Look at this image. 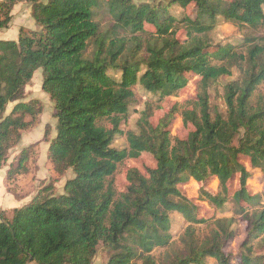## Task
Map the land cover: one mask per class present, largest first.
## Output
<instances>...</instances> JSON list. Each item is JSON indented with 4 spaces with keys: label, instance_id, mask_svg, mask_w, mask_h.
Listing matches in <instances>:
<instances>
[{
    "label": "trees",
    "instance_id": "obj_1",
    "mask_svg": "<svg viewBox=\"0 0 264 264\" xmlns=\"http://www.w3.org/2000/svg\"><path fill=\"white\" fill-rule=\"evenodd\" d=\"M20 1L30 4L40 29L20 28L16 39L0 40V168L21 132L39 121L41 102L23 97L40 68L41 88L56 119L55 135L49 138L47 126L44 131L48 158L57 175L72 170L74 176L61 194L49 182L8 215L0 209V264H93L99 249L108 256L106 264H206L208 259L264 264L251 246L255 240L264 245V190L248 193L251 174L241 162L247 158L264 179V93L256 94L264 83V34L224 45H214L209 36L221 21L264 33V0H1L0 29L9 27ZM173 5L192 10L178 17ZM101 14L110 19L104 28L97 19ZM181 27L183 39L177 36ZM232 68L241 75L225 86L221 113L210 106L208 89ZM189 74L199 78V92L180 112L185 138L171 135L175 106L152 123L154 108L146 104L136 131L126 132L128 147L112 146L135 102V86L160 102L186 87ZM141 153L149 154L155 166L145 172L128 169L127 185L119 191L118 164ZM37 157L36 142L8 165L9 191H17L16 177L29 172ZM211 176L224 195L203 187L199 193L217 207L226 201L228 182L238 181L232 200L247 223L245 252L238 261L224 250L235 237L232 223L217 220L209 235L196 237L193 223L206 220L198 218V206L179 189ZM171 212L188 223L182 248L157 261L152 252L172 241Z\"/></svg>",
    "mask_w": 264,
    "mask_h": 264
},
{
    "label": "rangeland",
    "instance_id": "obj_2",
    "mask_svg": "<svg viewBox=\"0 0 264 264\" xmlns=\"http://www.w3.org/2000/svg\"><path fill=\"white\" fill-rule=\"evenodd\" d=\"M17 4L18 7L15 11V19L13 18L14 20H12L11 22V28L16 30L17 27V33L19 32L20 28L29 31H38L40 27L34 22L30 15V4L24 1H20ZM170 9L174 15L181 17L182 13L184 12L187 14L190 13L192 10V6L190 5L185 10H183V8L177 5H173ZM97 19L101 25V28L106 27L110 22L109 17L105 14L98 15ZM149 29L152 30V28ZM2 33H4V30L0 29V35H3ZM258 34L261 35L264 33H262L260 29L255 30L253 28L248 27L238 29L232 24L221 21L217 25V27L212 32H210L209 36L214 45H224L228 42L236 43L241 41L243 37H254V35ZM177 36L181 39L185 38V29L181 27L177 31ZM14 38H16V36H14ZM254 43L263 44V40L255 39ZM242 49L246 50V47H243ZM240 75L241 74L238 69L232 68L231 75H224L210 85L208 89V94L210 106L212 108H216L221 113H225V86L229 82L240 78ZM188 78V84L186 87L177 92L175 95L169 96L160 102H157L155 100V97L146 93L140 86H135L133 88L135 92V102L130 107L129 116L125 120H123L120 125L122 133L117 134L115 136L112 142V146L118 149H126L128 147L126 132L136 131V122L139 117V112L144 109L146 104H152L154 108V115L151 118L152 123H156L160 116H162L173 106H175L178 112L170 126L171 135L173 138H185L187 136L188 129L183 124L180 112L183 110L184 107H186L189 102H193L196 100L197 94L199 92V78L194 76L193 74H189ZM41 84L42 70L38 68L33 73L31 81L24 88L23 101H30L33 99L39 100L42 104V113L39 117L37 125L34 128L21 132V139L19 143L12 147L8 152V159L6 165H9L11 162H13L15 157L24 147L37 142L39 148L35 167H39V176L45 177L47 170H49L48 176L55 175L54 171L51 169V162L49 161L47 156V147L46 149H44V146H46V142L44 141H47L46 139L48 138V136L49 138H52L55 135L56 119L53 117L52 102L48 95L42 91ZM263 93L264 83L259 85L256 91V94L259 95H262ZM103 123L105 126L110 127V124L108 122L104 121ZM46 126L48 129V136L46 139H44V131ZM241 162L245 165L246 169H248L251 174V177L247 180L246 185L248 193L251 195L261 194L264 190V179L262 173L258 169L251 168L247 158L242 157ZM154 166L155 161L149 154L146 153H141L137 158H125L121 163L118 164L117 170L115 172L114 180L117 189L121 191L127 185L126 172L128 171V169L137 168L140 171L145 172L146 169L153 168ZM36 170L37 169H35V171ZM35 171L33 172L35 173ZM27 175V178H30L29 174ZM73 176L74 173L72 172V170H67L63 175L59 176L57 179L50 178V182L54 186V192L56 194L63 193V186L65 181L69 178H72ZM32 186L33 185L31 184L30 187ZM17 187V191L19 192L20 186L18 184ZM200 187H203L206 191L212 194H222L219 182L214 176L207 178L202 183L190 180L186 184L179 186L181 192L185 194L188 198H190L198 206V218L206 220V223H193V226L196 231V237L201 239L209 235L210 232L218 226L216 224L217 220H225L226 224L232 223L231 229L234 230L235 237L232 240L226 242L224 250L228 253H231L233 256H236V260L238 261V254H240L241 252H245V247L243 246V243L247 235V223L243 219V217L237 214V212L235 211L236 206L234 201L232 200L233 194L238 188V181L236 177H233L232 180L228 182V193L225 195L226 201L224 202L222 207H217L208 202L206 199H204L199 193ZM17 191L14 193H18ZM246 210L249 212L253 211L252 208H247ZM170 219V232L172 234V241L168 248H156L152 252L153 256L157 261H161L165 253L177 251L182 248L180 238L183 235L188 223L186 222L184 217H182V215L177 212H171ZM251 246L252 254H261L264 259V245H262L259 240H255L252 242ZM107 260L108 256L106 252L103 249H99L94 257L93 264H106ZM137 264H141V262L138 261ZM206 264L216 263L214 259H208Z\"/></svg>",
    "mask_w": 264,
    "mask_h": 264
},
{
    "label": "crops",
    "instance_id": "obj_3",
    "mask_svg": "<svg viewBox=\"0 0 264 264\" xmlns=\"http://www.w3.org/2000/svg\"><path fill=\"white\" fill-rule=\"evenodd\" d=\"M17 7H18V4H16L13 7L11 22H12V20L15 19V11H16ZM11 22H10L8 28L3 29L4 33H2L3 35H0V40H12V39L17 38V36H18L17 30L18 29H17V27H16V30L12 29L11 28L12 27ZM16 24H17V22H16ZM14 36H16V38H14ZM44 142H46V146H44V149H46V147H47V156H48L49 141H44ZM49 161H50V159H49ZM37 165H38V163H37ZM7 167H8V165L0 168V209L7 212V215L10 213V211L13 208L20 207V206L26 204L27 202H29L32 199V197L35 195V193L39 189V187H41L42 185H45L51 181L50 178L57 179L60 176V175H57L55 172H54L55 175L48 176L49 170H47L45 177H41L38 174L39 167L36 168L35 166H33V168L31 167V170L29 172H27L25 174L18 175L16 177L14 184L16 186L18 184L20 186V188H19V192L17 191L18 193H14V192H11L7 189V184H6V179H5ZM35 169H37V170L35 171ZM51 169L53 170L52 163H51ZM33 171H35V173ZM27 174H29L30 178H27L28 177ZM47 178H48V181H47ZM31 184L33 185L32 187H30ZM61 184H62V182H61Z\"/></svg>",
    "mask_w": 264,
    "mask_h": 264
}]
</instances>
